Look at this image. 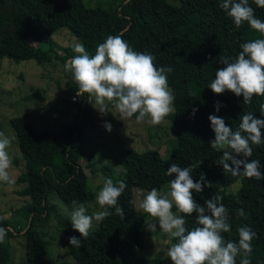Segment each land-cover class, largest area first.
<instances>
[{
	"label": "trees",
	"instance_id": "obj_1",
	"mask_svg": "<svg viewBox=\"0 0 264 264\" xmlns=\"http://www.w3.org/2000/svg\"><path fill=\"white\" fill-rule=\"evenodd\" d=\"M85 1L0 0V58L14 62L34 60L37 64L58 60L64 67L73 56L67 49L63 55L58 52L52 35L60 28H68L94 54L97 45L109 35H122L130 45L131 38L146 27L166 26L173 69L169 87L175 97L176 139L168 143L165 157L157 151H121L119 164L123 172L112 180L117 186L120 181L127 185L118 201L124 218L110 209L112 215L83 239L73 229L71 218L59 213L52 196L59 198L71 212L73 200L85 206L94 201L95 193L80 165V161L90 159L83 148L85 132L96 129L94 109L88 105L87 95L76 105L74 120L54 128L37 131L23 117L11 119L10 126L25 164L16 180L21 188L18 194L25 204L16 212L23 219L18 231L0 216V227L8 230L5 241L0 243V264L10 263L8 240L19 234L25 238L26 264H162L161 259L145 254L147 232L136 214L133 193L136 189L159 190L170 184L174 177L166 171L173 163L192 167L196 182L204 174L212 187L205 185L203 192H194L195 200L206 207L207 199L221 195L231 224V231L223 234L225 240L238 242V229L251 227L257 234L252 242L251 264H264V180L224 173L222 165L217 164L222 153L210 147L215 133L209 120L210 115H217L235 130L244 113L264 119L261 113L264 97H254L246 105L242 96L231 92L216 95L209 88L216 70L223 67L219 57L235 58L242 43L261 38L260 34L247 24L236 28L218 7V0H120L113 10L90 8ZM250 4L256 17L264 21V9L251 0ZM66 75L77 86L72 74L66 71ZM194 109H198L195 115ZM250 159L259 160L264 172V144L253 146ZM236 183L239 185L234 191ZM241 208L245 217L237 215ZM197 216L198 213H193L192 217H185L189 230L197 226ZM51 218L57 219L58 236L67 245L71 261L52 260L41 231ZM72 236L82 240L81 247L70 245ZM172 242H176L174 238ZM239 260L237 257V264Z\"/></svg>",
	"mask_w": 264,
	"mask_h": 264
},
{
	"label": "clouds",
	"instance_id": "obj_2",
	"mask_svg": "<svg viewBox=\"0 0 264 264\" xmlns=\"http://www.w3.org/2000/svg\"><path fill=\"white\" fill-rule=\"evenodd\" d=\"M258 8L264 9V0H251ZM218 7L230 18L236 28L247 24L260 34L261 38L252 39L240 45L241 51L233 57H219L223 67L215 72V78L209 88L216 95L231 92L243 97L244 104H251L254 97H264V21L257 18L250 0H218ZM74 55L64 69L70 72L77 84V95H87L89 103L106 115L115 109L120 119L135 117L137 123L145 122L153 126L164 123L166 117L174 112V94L168 84L171 67H157L155 57L147 52L133 50L122 35H109L98 44L94 54H90L84 44L73 45ZM211 59V57H209ZM220 104L217 102L216 110ZM198 109L193 110V115ZM264 114V106L261 107ZM209 120L215 133L210 147L221 152L217 164L222 165L224 173L264 180V172L259 160L250 159L253 146L264 144V119L252 113L240 116L238 128L233 130L225 120L217 115H210ZM108 132L110 123H105ZM15 136L0 131V183L12 186L10 175L13 158L9 149ZM192 167H180L173 163L166 171L174 177L167 192L153 188L143 196L140 208L150 218L147 222L150 231L159 230L170 235L176 241L168 248L166 255L172 264H251L252 242L256 233L251 227L238 229V242L225 240L224 233L231 231L228 210L223 204V197L214 194L205 201L206 207L195 200L193 193H201L204 186L211 188V182L204 174L199 182L194 181ZM127 185L117 184L107 178L103 187L96 194V202L101 210L89 215L86 206L77 201L71 202V223L75 231L86 239L93 227V222H101L115 214L124 218V210L118 206L119 197ZM175 208V211L173 209ZM198 213L196 225L191 230L186 227V216ZM237 215L245 217L244 210L238 209ZM7 229L0 227V243L5 241ZM69 243L81 247L82 240L72 236Z\"/></svg>",
	"mask_w": 264,
	"mask_h": 264
},
{
	"label": "rangeland",
	"instance_id": "obj_3",
	"mask_svg": "<svg viewBox=\"0 0 264 264\" xmlns=\"http://www.w3.org/2000/svg\"><path fill=\"white\" fill-rule=\"evenodd\" d=\"M120 0H86L85 5L90 8L101 6L107 10H113ZM60 55L64 50L76 55L73 51L75 43H81L68 28H60L52 35ZM130 47L135 51L152 54L156 66L171 67L170 43L166 26L157 28L146 27L138 36L131 38ZM171 73L168 74L170 84ZM78 89L66 75V71L60 61L54 60L49 64H37L34 60L14 62L7 58H0V131L9 136H15V140L9 149L13 158V166L10 175L15 181L12 186L0 183V216L17 231L23 225V219L16 212L24 204L18 192L20 186L16 185L18 176L24 171V160L18 149V140L10 126V120L15 117H23L37 131L47 130L72 122L76 116V105L82 102L73 101ZM89 106L94 109L96 129L86 131V144L84 150L90 155L89 160L80 161L84 168L89 187L94 191L95 198L86 208L91 215L101 210L96 202V194L103 187L107 178H118L123 172L119 164L120 154L123 149L134 150L138 153L157 151L162 157L166 156V147L170 141L176 139L174 127V112L166 117L164 123L153 126L145 122L137 123L135 117L128 120L120 119L119 113L112 109L106 115L101 114L92 103ZM105 123H110L112 131L108 132ZM238 183L233 185L235 191ZM169 184L158 191L167 192ZM148 191L136 189L133 200L136 214L143 223V229L147 232L145 237V254L148 257L159 258L162 264H172L166 252L171 246L172 237L159 230L150 231L147 222L150 218L140 208L143 196ZM52 202L57 206L59 213L71 218L69 208L56 196H52ZM175 211V208L173 209ZM99 222L94 221L92 229H97ZM57 219L51 218L49 224L41 228L43 239L48 244V251L54 261H71L67 245L59 239L57 232ZM11 249L9 264H26L25 238L19 234L8 240Z\"/></svg>",
	"mask_w": 264,
	"mask_h": 264
},
{
	"label": "built area",
	"instance_id": "obj_4",
	"mask_svg": "<svg viewBox=\"0 0 264 264\" xmlns=\"http://www.w3.org/2000/svg\"><path fill=\"white\" fill-rule=\"evenodd\" d=\"M82 96H78L76 93V96L72 98L73 101L80 100Z\"/></svg>",
	"mask_w": 264,
	"mask_h": 264
}]
</instances>
